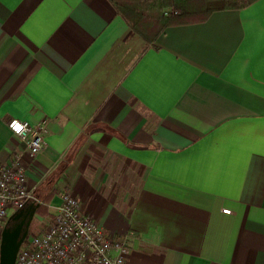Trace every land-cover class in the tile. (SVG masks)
Masks as SVG:
<instances>
[{"label": "crops", "instance_id": "1", "mask_svg": "<svg viewBox=\"0 0 264 264\" xmlns=\"http://www.w3.org/2000/svg\"><path fill=\"white\" fill-rule=\"evenodd\" d=\"M11 117L44 125L38 153ZM17 151L34 198L0 239L68 190L123 264H264V0L154 43L109 0H0V162Z\"/></svg>", "mask_w": 264, "mask_h": 264}, {"label": "built area", "instance_id": "2", "mask_svg": "<svg viewBox=\"0 0 264 264\" xmlns=\"http://www.w3.org/2000/svg\"><path fill=\"white\" fill-rule=\"evenodd\" d=\"M6 124L24 143L29 156L40 151L43 124L33 125L16 117L9 118ZM21 158L22 151H17L9 162H0V234L9 211L34 198ZM222 211L228 213L230 209ZM126 251L125 236L114 238L106 232L81 211L77 197L64 190L47 226L21 241L14 264H123Z\"/></svg>", "mask_w": 264, "mask_h": 264}, {"label": "trees", "instance_id": "3", "mask_svg": "<svg viewBox=\"0 0 264 264\" xmlns=\"http://www.w3.org/2000/svg\"><path fill=\"white\" fill-rule=\"evenodd\" d=\"M130 31L154 43L169 25L202 21L219 9L242 8L254 0H109ZM43 204V203H42ZM46 206V203L43 204ZM44 215V210L39 211Z\"/></svg>", "mask_w": 264, "mask_h": 264}, {"label": "water", "instance_id": "4", "mask_svg": "<svg viewBox=\"0 0 264 264\" xmlns=\"http://www.w3.org/2000/svg\"><path fill=\"white\" fill-rule=\"evenodd\" d=\"M28 201L21 208H23L24 206H26V204L28 203ZM20 242H21V240L20 241H17L15 243L14 258H15V253L17 251V248H18ZM8 245H9V242H8L7 237H6L5 230H4L2 232L1 239H0V264H1V261H2V257L3 256H5L7 259H9L12 256V253L10 254L11 251H9ZM13 263H14V261H13Z\"/></svg>", "mask_w": 264, "mask_h": 264}, {"label": "rangeland", "instance_id": "5", "mask_svg": "<svg viewBox=\"0 0 264 264\" xmlns=\"http://www.w3.org/2000/svg\"><path fill=\"white\" fill-rule=\"evenodd\" d=\"M38 229V224L36 222H33V224L31 225L30 229H29V233H35V229ZM19 247V246H18ZM14 251H15V245H13L12 247V251L10 252V254L12 253V256L7 259L5 256L2 257V261L1 264H14L13 263V259H14Z\"/></svg>", "mask_w": 264, "mask_h": 264}, {"label": "flooded vegetation", "instance_id": "6", "mask_svg": "<svg viewBox=\"0 0 264 264\" xmlns=\"http://www.w3.org/2000/svg\"><path fill=\"white\" fill-rule=\"evenodd\" d=\"M16 238H9V240H8V242H9V245H8V248H9V251H12V247H13V245H15V243H16Z\"/></svg>", "mask_w": 264, "mask_h": 264}]
</instances>
